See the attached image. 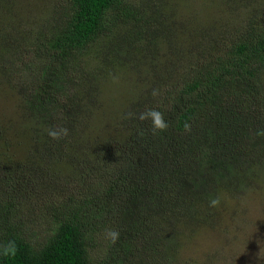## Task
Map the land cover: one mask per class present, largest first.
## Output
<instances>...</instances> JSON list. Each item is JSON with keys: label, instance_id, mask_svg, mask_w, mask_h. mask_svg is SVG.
I'll use <instances>...</instances> for the list:
<instances>
[{"label": "trees", "instance_id": "1", "mask_svg": "<svg viewBox=\"0 0 264 264\" xmlns=\"http://www.w3.org/2000/svg\"><path fill=\"white\" fill-rule=\"evenodd\" d=\"M67 1L68 9L40 43L35 66L24 70L27 80L21 90L32 121L40 124L62 108L73 120L79 116V102L85 100L76 80L85 78L79 73V57L91 52V44L107 26L129 23L117 14L112 19V13L135 15L126 0ZM136 17L143 23L142 13ZM214 43L199 53L181 80L173 82L164 99L147 97L134 104L137 108L125 117L133 133L126 140L129 151L113 154L109 147L95 146L91 155L82 157L94 168L93 176L102 172L110 180L101 184V179L94 182L92 176L81 175L86 188L53 206L45 232L24 225L15 206L0 200V247L9 241L17 246L14 257L0 254V264H126V258H140L134 240L143 230L151 234L149 249L165 240L160 251L168 257L177 251L178 242L172 245L168 236H175L174 224L181 216L203 221L214 208L211 199L247 190L264 171V135H258L264 132V18L250 20L231 40L216 38ZM147 108L165 114L167 131L153 134L151 121L136 118ZM186 122L190 130H185ZM68 130L67 140L73 133ZM80 131L74 133L72 144L79 142ZM34 136L36 148L43 135L37 138L35 130ZM78 151L82 156L88 150ZM73 160L80 163L79 157ZM3 163L0 160V175L2 169L9 170ZM107 226L120 229L115 243L107 238ZM160 231L166 236L157 239ZM96 239L106 242L99 254L92 250Z\"/></svg>", "mask_w": 264, "mask_h": 264}, {"label": "rangeland", "instance_id": "2", "mask_svg": "<svg viewBox=\"0 0 264 264\" xmlns=\"http://www.w3.org/2000/svg\"><path fill=\"white\" fill-rule=\"evenodd\" d=\"M126 2L135 8V15L114 12L112 19L117 14L129 23L117 21L116 27L107 26L91 44V52L79 57L83 65L79 73L85 75L76 79L79 95L85 99L79 102V116L73 120L62 108L40 124L32 121L21 90L27 80L24 70L35 66L40 43L49 37L50 28L69 3L0 0V160L9 168L1 170L0 200L14 205L13 211L32 230L45 232L53 206L82 186L86 188L81 175L92 176L94 182L101 179V184L110 180L102 172L93 176L94 168L82 157L91 155L95 146L109 147L113 154L131 149L126 140L133 133L130 119L125 117L138 100L164 99L173 82L184 77L199 53L212 48L216 38L231 40L250 20L264 18V0ZM139 13L143 23L135 20ZM154 89L159 92L156 96L152 95ZM57 126L71 129V137L51 139L46 130ZM79 129H83L82 136L72 144ZM35 130L37 138L43 135V143L36 148ZM80 148L88 151L81 156ZM70 157H79L80 163ZM258 175L247 190L223 194L203 221L190 222L181 216L174 224L178 229L175 236H168L172 245L178 242L174 255L167 257L160 251L165 240L149 249L151 234L143 230L134 240L140 258H126V264H264V171ZM165 236L160 231L157 239ZM105 245L103 239H96L91 247L99 254Z\"/></svg>", "mask_w": 264, "mask_h": 264}, {"label": "clouds", "instance_id": "3", "mask_svg": "<svg viewBox=\"0 0 264 264\" xmlns=\"http://www.w3.org/2000/svg\"><path fill=\"white\" fill-rule=\"evenodd\" d=\"M158 90L154 89L152 92L153 96L158 95ZM131 115V114H130ZM140 121H151V129L153 134L157 132H165L169 128L168 121L165 120V114L156 108H147L141 112L138 117ZM185 130H190V125L186 122L184 124ZM47 135L53 140H59L69 134V130L63 126H57L56 128H48ZM258 135H264V132H259ZM211 207H217L220 204L219 198H213L209 201ZM107 238L113 243L119 238V232L115 229L106 230ZM17 253V246L14 241H9L6 245L0 247V254L6 258L14 257Z\"/></svg>", "mask_w": 264, "mask_h": 264}]
</instances>
